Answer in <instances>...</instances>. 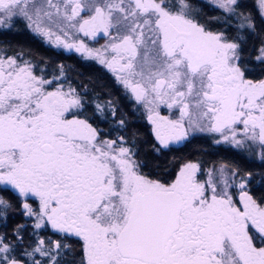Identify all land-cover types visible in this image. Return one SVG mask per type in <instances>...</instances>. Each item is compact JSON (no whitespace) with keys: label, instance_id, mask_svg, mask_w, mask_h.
Listing matches in <instances>:
<instances>
[{"label":"snow or ice","instance_id":"obj_1","mask_svg":"<svg viewBox=\"0 0 264 264\" xmlns=\"http://www.w3.org/2000/svg\"><path fill=\"white\" fill-rule=\"evenodd\" d=\"M207 2L221 14L202 18L196 0H0V27L22 17L96 59L146 110L158 154L190 131L264 147V78H249L240 34L255 32L256 19L241 0ZM257 9L264 24V0ZM45 19L64 37L72 29L106 43L68 42ZM256 60L264 65V45ZM33 69L20 54L0 55V219L17 209L25 218L0 234V264H264V197L250 193L252 173L229 176L222 164V185L212 170L199 179L194 162L170 180L146 173L134 146L94 125L105 105L89 114L77 89Z\"/></svg>","mask_w":264,"mask_h":264},{"label":"flooded vegetation","instance_id":"obj_2","mask_svg":"<svg viewBox=\"0 0 264 264\" xmlns=\"http://www.w3.org/2000/svg\"><path fill=\"white\" fill-rule=\"evenodd\" d=\"M196 2L199 5L197 10L200 11L201 14L205 11L203 6L210 10L208 16L221 14L219 10L213 9L212 6L207 2V0H196ZM241 3L246 5L245 8L247 9L242 8L240 9V11L245 15H252L256 19L257 27L256 31L253 33V35H259V39L255 44L256 52H254L253 54V60H256V56H258L259 54V48L264 45V24H261L259 16L256 15L258 10V0H241ZM233 19L240 23V18L233 17L232 20ZM25 23H27V21L21 17L14 19L8 27H0V49L6 50L9 56H16L17 54H20L21 59L33 63V70L35 74L43 75L48 79L58 77L59 79L54 80V83L63 84L65 89L69 87L77 89V91L82 95L84 99L89 114L95 111V105L97 103L105 105L104 114L97 115V117L93 121L94 125H98L103 130V134L106 138L118 139V137L123 136L128 146H134L133 150L137 153L136 158L143 164V157H140L138 151L136 150V139L134 137L135 130L133 129L134 126H136V122L138 120L140 124L149 128V139L151 141V143L149 144L150 148H153L154 146L159 147L158 142L155 140V137L152 133V125L147 120L146 110L131 97L130 92L126 91L122 84L116 81L114 75L96 59L88 58L83 53L75 51V49H66L63 47V45L57 46L54 42V36L52 37V41L46 42V40L43 39V35L34 32ZM14 28L15 30H13ZM236 28L237 26L234 29L236 30ZM8 29L13 30V32L7 35ZM213 30H216V27H214ZM224 30L229 31L227 25L225 26ZM232 31L233 30L231 29L229 33L230 35H232ZM241 31L243 32L244 30L241 29ZM25 33L27 36V40H33V42L36 41L39 45L41 44V42H43V44L46 45L48 49L52 51H60L63 55H61L60 58L64 62L69 61L72 64L80 63L83 70L80 75L81 79H79V76L76 74L72 75L71 72H58L57 74L49 72L46 73L47 67L44 66H42L41 68L39 66V69H37L38 63L46 65V63H51V59L48 56L46 58H37L32 61L29 59V57H24L23 55H25L26 53H23L19 50L21 48H19L16 43H13V39H24ZM56 34L61 35L62 39H66L68 42H75L79 37L80 39H84L85 43L89 47L93 48H101L107 40V38L103 37L102 34L97 36L94 40L91 38H85L82 36V34H77L75 30L72 29H69V37H64L63 33L61 32H57ZM243 39L246 40L245 38ZM8 45L12 46L8 47ZM50 53L52 54V52ZM243 55L244 52L242 51V56ZM88 64H91L98 70L104 71L103 73L111 83L110 90H94L90 87L92 80L91 78H88L86 74V67L88 66ZM109 101H111L112 105L115 107V116L111 114V110L107 107ZM161 111L162 114H169V110L166 108L161 109ZM173 115L178 118V111L173 112ZM120 119H123L125 121V124L123 126L119 124ZM215 138H219V134L190 131L187 140L170 144L169 148L167 149H161V151H163L162 155H164L165 157L170 155L171 158L177 159V161L176 164L172 167L173 170L168 169V171L165 173L159 172L160 178L168 180L173 179L179 168L184 163L194 162L198 163L201 166V172L198 173L199 179L204 181L208 180L209 170H212V179L214 180V182L221 183L222 185L223 178L220 176V168L222 164H225L229 166L227 169H225L226 174L229 176H231L232 168H238L241 175L249 172L252 173L251 183L249 184L250 193L254 194L257 199L264 197V159H262V154H264V147H262L258 143H254L243 149H238L234 146H229L223 143L218 145L214 142ZM143 171L154 176L158 174V171L152 172L149 168H147V166L143 168ZM231 179L235 180L237 178L231 177ZM229 191L233 192L235 199H238L239 189L237 187L234 186L233 188L229 189ZM24 221L25 218L21 215L18 209L10 212L6 219H0V234L7 233L10 237L11 232L16 227V225L19 223H24ZM45 236H50L52 239L59 238L50 230L45 233ZM65 242L74 243L73 241Z\"/></svg>","mask_w":264,"mask_h":264},{"label":"trees","instance_id":"obj_3","mask_svg":"<svg viewBox=\"0 0 264 264\" xmlns=\"http://www.w3.org/2000/svg\"><path fill=\"white\" fill-rule=\"evenodd\" d=\"M205 11L201 14L202 18L207 19L209 16L210 10L207 9L205 6H203ZM247 9V8H245ZM213 13V11H212ZM239 23L235 21V19L232 20L230 23V29H232V35H236L237 32L234 29ZM229 28V26H228ZM15 30V28L13 29ZM13 30L8 29L7 35L12 33ZM27 31V30H26ZM253 31H241V39H242V49L244 52V55L242 56L243 60L246 63V67L249 69V78L252 79H259L264 78V65H261L259 61L253 60V54L256 52L255 44L258 41V34L253 35ZM26 33L24 34V39H13L14 44L19 46V49L21 52L26 53L23 55L24 57H29L30 60L34 61L37 58H46L50 57L51 63H46V65H43L42 63H38L37 67L39 69L42 66L47 67L46 73H68L71 72L72 75L76 74L79 76V79H81V73L82 68L81 64H72L71 62L67 61L64 62L61 57V52L56 50L52 51L48 49L46 45L41 42L39 45L36 41L33 42V40H27L26 39ZM245 38L246 40H244ZM35 40V39H34ZM12 46V45H11ZM8 45V47H11ZM11 52V51H10ZM52 52V54L50 53ZM57 52V53H56ZM60 52V53H59ZM56 53V54H53ZM63 56V55H62ZM87 68V76L88 78H91L92 83L90 84V87L94 90L97 89H105L110 90L111 89V83L108 78H106V75L103 73L104 71L98 70L97 68H94L91 64H88ZM139 121V120H138ZM136 122V126H134V137L136 139V150L138 151V154L140 157H143V164L147 166L152 172H157L158 176L160 178L159 172H167L169 170H173L172 167L176 164L177 159L171 158L170 155L165 157L163 154V151H160L159 154L155 151V148L157 147H151L149 144L151 143L149 139V128L147 126L140 124V122Z\"/></svg>","mask_w":264,"mask_h":264},{"label":"rangeland","instance_id":"obj_4","mask_svg":"<svg viewBox=\"0 0 264 264\" xmlns=\"http://www.w3.org/2000/svg\"><path fill=\"white\" fill-rule=\"evenodd\" d=\"M38 2H39V0H38ZM25 24H27L28 25V21H27V23H25ZM44 24H45V26L47 27V28H50L54 33H57V32H59L60 33V30H59V28L55 25V24H51L50 22H48L47 21V19H45V21H44ZM8 27V26H7ZM42 37V36H41ZM44 37V38H43ZM42 38L43 39H45L46 40V42H50V41H52L53 39L51 38H48V37H46V36H43ZM4 54H7V51L6 50H2V49H0V55H4ZM8 55V54H7ZM259 55V54H258ZM33 64V63H32ZM37 69H38V67H37ZM57 82V81H56Z\"/></svg>","mask_w":264,"mask_h":264}]
</instances>
